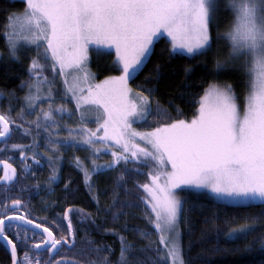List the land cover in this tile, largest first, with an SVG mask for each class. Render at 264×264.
Here are the masks:
<instances>
[{"label":"snow or ice","instance_id":"6c2138e0","mask_svg":"<svg viewBox=\"0 0 264 264\" xmlns=\"http://www.w3.org/2000/svg\"><path fill=\"white\" fill-rule=\"evenodd\" d=\"M226 6L234 14L231 27L224 34L231 43L226 58L212 51L213 28L217 27L216 13L220 7L218 0H25L22 13H9L6 17L10 30L5 34L9 56L19 59L18 41L21 39L35 46L36 55L28 66L32 78L27 85L29 93L18 113L24 123L16 124L15 120L0 113L2 142L13 135L12 124L25 137L30 136L33 129L37 135L41 130L45 132L44 146L56 153L47 157L50 166L53 160L62 158L60 149L63 147L88 148L93 156L101 151L110 153L111 161L103 165H98L96 159L91 160L93 173L114 170L122 163H143L150 168L145 173L150 182L137 187L146 193L142 199L152 214L149 223L154 226L162 247L153 248L150 240L146 245L135 244L117 233L120 250L115 264H186L178 228L181 202L175 192L182 185L207 189L226 200L264 205V0H228ZM165 34L170 43L169 55L182 52L195 59L212 54L214 71L210 74L214 76L220 75L229 63L242 61L241 67L247 75L243 103H238L239 97L231 83H210L191 119L171 118L158 102L153 110L151 97L134 92L129 80L149 57L154 40ZM221 38L217 32L215 39ZM90 49L97 55L114 51V63L120 74L95 82L87 67ZM41 59L45 63H41ZM46 66L52 71L51 80L43 74ZM57 76L64 85L61 99L70 95L73 109L63 104L53 107L56 97L52 89ZM44 85L47 86L46 97L41 95ZM37 101L47 103L48 110L39 107ZM25 109L27 115L35 116L34 120H25ZM154 111L156 127L150 131L133 127L146 122ZM64 116L70 119L75 116V126L61 123ZM89 122L96 128H89ZM25 123L29 127H25ZM62 131L67 135L61 137ZM145 144L147 147L142 146ZM8 147L19 150L25 170L31 171L25 163L26 151L31 153L33 163L39 164L40 144L35 138L32 144ZM73 159L76 167L83 171L85 184L91 191V173L80 157ZM0 163L4 166L0 187L16 183V169L7 160ZM56 172L53 168L50 181L56 179ZM93 199L99 202L97 197ZM11 204L15 210L22 202L16 199ZM122 214L113 212V219H119ZM13 218L0 216V239L5 242L6 249H10L12 264H41L39 255L33 258L26 251L18 258L17 243L8 235V231L19 227L10 223ZM17 219L35 224V220H28L26 216ZM53 224L60 230V225ZM36 227L43 232L40 243L35 244L33 250L50 253L44 264H113L105 255L112 252L111 245L101 246L89 240L85 247H77L70 220L66 225L67 235L59 238L43 224ZM125 228L139 232L145 239L152 235L139 228ZM253 230L245 225L228 235L247 236ZM15 235L20 239L18 231ZM261 245L264 247V239ZM27 247V238H24L22 248ZM64 248L79 258L61 256ZM137 250L141 253L154 251L156 256L142 259Z\"/></svg>","mask_w":264,"mask_h":264},{"label":"trees","instance_id":"16d2710c","mask_svg":"<svg viewBox=\"0 0 264 264\" xmlns=\"http://www.w3.org/2000/svg\"><path fill=\"white\" fill-rule=\"evenodd\" d=\"M24 7L25 3L19 0H0V113L15 120L16 124L24 123L18 113L24 106L27 85L32 79L29 76L28 66L33 54H21L18 60L12 59L8 54L5 29L8 23L6 19L8 14L23 12ZM216 16L217 27L213 28L212 51L213 53L219 52L222 57L226 58L231 43L224 34L233 22V12L224 2H221ZM217 32L222 37L219 40L215 39ZM154 45L150 57L130 81V87L135 92H143L151 97L153 110L158 102L160 107L167 109L171 118L191 119L196 114L200 97L204 95V90L210 83H231L239 97L238 103H243L247 75L241 67L242 63H237V61L229 63L220 75L214 76L210 74L214 71L212 54L197 56L195 59L176 53L169 55L170 43L164 38L157 40ZM114 61V55L106 53L102 60L96 66L94 65L98 81L120 74L118 65ZM22 81L24 82L23 86H21ZM56 95L60 98L61 93ZM24 111L25 120L35 119L34 115H27L26 109ZM66 117L67 119H61V123L75 126L76 117H72L73 119ZM24 126L29 127V124L25 123ZM141 126L143 131H149L152 127L157 126L155 111L153 116L149 117ZM13 132L15 133L13 134L14 140L10 138L6 142L0 141V161L7 160L8 164L16 169L15 180L18 177V180L24 179L20 181L22 185L18 191L19 196L11 191L10 187L13 184L11 186L3 185L8 189L0 190L3 203L11 206L12 200H20L22 205L19 207L24 212L21 213V216H26L28 220L34 218L39 221V224L52 226L54 231L58 229L53 222L60 225L63 222L67 224L70 220L78 238L77 247H82L79 239L81 231L83 235V231L86 230L97 245H111L112 252L105 253V255L113 264H115L120 250L117 233L124 235L135 244L146 245L150 240L153 242V248L160 247L157 233L147 217L142 199V189L137 187L142 181L146 182L147 180L145 173L148 172V167L143 163L121 164L114 170L107 169L97 172L93 175L90 191L82 177L77 175L81 169L76 167L73 159L78 156L81 161L84 160L85 155L80 154L81 150L77 148L76 152H73L74 149H72L71 154V149L61 147L60 155L65 160H53L50 166L47 157L55 156L56 153L49 152L48 148L44 146L46 134L43 130L37 135L36 130L33 129L32 134L25 137L13 125ZM66 135V132H61V137ZM16 136H19L18 140L15 139ZM33 138L40 144L37 150L40 153L37 157L39 164L32 163L31 153L26 151L27 162L25 163L32 166L31 171H27L24 163L16 161L19 150H12L8 146L11 144L29 145L32 144ZM10 155H16V157L9 160ZM90 158L89 164L93 159L92 154ZM83 162L86 167L89 166L87 160ZM3 168V164L0 163V170ZM53 168L57 170L56 174L69 173L66 175V179H68L64 180V184L59 179L50 181ZM125 168L128 170L125 171ZM89 169L92 170V164ZM137 169L139 171H136ZM121 173H123L122 179L120 178ZM37 184H39V188H37ZM5 196L9 198L5 199ZM94 196L98 198V203L93 199ZM81 204H84L86 208L85 215L90 213L92 218L95 217V222L90 218L95 225L81 229L78 224L80 214L77 213ZM126 204L127 206H125ZM110 206L113 207L110 208ZM182 208L181 241L186 264H264V247L261 245V240L264 239V205L238 207L217 202L209 196L196 194L186 196ZM115 211H120L123 214L119 219L114 220L112 213ZM252 217H259V219L254 220ZM14 220L16 223H13V219L10 223L18 224L19 227L8 231V235L17 243L18 258L22 257L25 251L30 255L33 254L35 251L31 247L22 248V241L24 238H27V241L33 240L31 236L34 235L33 238H36L35 236L41 232L26 226L17 218ZM245 225L254 229L247 236L228 235L230 231ZM125 226L128 229L135 227L152 232V235L145 239L139 235V232L126 230ZM105 229H115L116 231L106 232ZM17 231L20 233V239L15 234L11 235ZM70 252L73 258H79L74 257L71 250ZM64 254L65 251L62 250L61 256ZM49 255L50 253L46 251L45 256L40 259L41 264L48 260ZM137 255L142 259L145 256L154 258L156 253L154 251L141 253L137 250ZM36 256L35 252L32 257ZM0 264H12L10 251L2 242L0 243Z\"/></svg>","mask_w":264,"mask_h":264},{"label":"rangeland","instance_id":"374dc122","mask_svg":"<svg viewBox=\"0 0 264 264\" xmlns=\"http://www.w3.org/2000/svg\"><path fill=\"white\" fill-rule=\"evenodd\" d=\"M19 1L25 3V0H19ZM221 2H224V3L227 5L228 0H218L219 5H220ZM20 13H22V12H20ZM17 14H19V13H17ZM233 20H234V14H233ZM230 27H231V26H230ZM230 27H229V28H230ZM5 30H6V33L10 31L9 28H8L7 26H6V29H5ZM6 33H5V34H6ZM25 34H26V33H25ZM5 37H6V36H5ZM161 38H164V39H166V40L169 41V38L166 36V34H165L164 36H162V37H160V38L154 40V42H153V46H152V51H153V48H154V46H155L154 44L156 43V41L159 40V39H161ZM152 51H151V52H152ZM110 53H112V54L114 55V58H115V52H114V51H111ZM21 54H28V55L33 54V56H35V55H36L35 46H34V45H28L23 39L19 40V41H18V56H20ZM104 54H106V53H104ZM104 54L97 55V53H96V51H95L94 49H90V51H89V61H88V65H87V67H88V70L94 75L95 82H100V81L97 80V77H96V71L94 70V65L96 66L97 63H98L100 60H102V57H103ZM150 54H151V53H150ZM176 54H182V55H186V56H188L187 54L182 53V52H177ZM33 56H32V57H33ZM149 57H150V56H149ZM149 57H148V58H149ZM148 58H147V59H148ZM147 59H146V61H147ZM146 61H145V63H146ZM40 62H41V63H45L42 59H41ZM145 63H144V64H145ZM237 63H242V61H237ZM144 64H143V65H144ZM142 67H143V66H142ZM141 69H142V68H141ZM141 69H140V70H141ZM140 70H139V71H140ZM139 71H138V72H139ZM138 72H137V73H138ZM137 73H135L134 76H135ZM43 74L46 75V76H48V77H49V80L52 79V71H51V69L48 68L47 66L44 68V70H43ZM114 76H118V75H114ZM134 76H133V77H134ZM68 79H69V82L72 81V77H71V76H69ZM104 79H105V78H103V80H104ZM130 81H131V79L129 80V85H130ZM57 82H59V83H57ZM58 85H59V86H58ZM81 86H82V85H81ZM59 88H60V89H59ZM58 89H59L60 92H59V91L57 92ZM52 90H53V94H54L55 97H56L55 102L53 103V107H54V108L56 107L57 104H63V105H65V107H66L67 109H73V108H74V102L71 101L70 95H69V96H65L63 99H61V96L64 94V85H63L62 80L59 78V76L56 77V79H55V83H54V85H53V89H52ZM133 91H134V90H133ZM46 92H47V86L44 85V86H42V92H41L42 97H46ZM134 92H135V91H134ZM28 93H29V89H28V87H27V94H28ZM57 93H61L60 98L57 97V95H56ZM27 94H26V95H27ZM37 104L39 105V107H43L44 110H48V104H47V103L40 104V102L37 101ZM39 107L37 108V111H39ZM198 108H199V106H198ZM198 108H197V109H198ZM26 112H27V109H26ZM57 118H58V117H57ZM65 118L67 119L66 116H64L62 119H65ZM60 119H61V118H60ZM71 119H73V118H71ZM75 120H76V119H75ZM72 121H73V120H72ZM142 124H143V123H136V124L133 125V127H134V128H137V129L140 130V131H143V130H142V126H141ZM87 126H88L89 128H92V129H95V128H96V125H95L94 123H91V122H89V123L87 124ZM149 131H150V130H149ZM138 142H139V141H138ZM97 146H98V147H101V148L104 147L103 145H97ZM142 146L147 147L146 144H145V145H142ZM116 150L119 151L120 149L117 148ZM90 151H91V150H90ZM91 154H92V152H91ZM92 158H93V159H96V162H97L98 165H103L105 162H107V161H111V159H112L110 153H109V154H105L104 151H101V152L98 153L96 156H93V154H92ZM122 164H123V163H122ZM139 164H140V163H139ZM92 167H93V166H92ZM105 170H107V169H103V170H101V171H105ZM147 171H150V168H148ZM99 172H100V171H99ZM95 174H96V172H95ZM146 177H147L146 182L142 181L141 184L150 182V177L147 176V175H146ZM175 192H176V196L178 197V199H179L180 202H181V212H180V217H179V220H178V228H179V234H180L179 239H180L181 248H182V241H181V232H182V230H181V220H180V218H181V213H182V210H183V208H182L183 201L185 200V197H186V196H189V195H196V194H202V195L209 196V197L213 198V199H214L215 201H217V202H221V203L226 204V205L238 206V207H240V206H251V205H261L259 202H253L252 204H246V203H242V202L226 200V199H223V198L216 197L215 195H213L212 193H210L207 189L194 188V187H190V186H183V185H182V186H180L179 188H177V189L175 190ZM145 195H146V193H145L144 190L142 189V197L145 196ZM144 207H145V202H144ZM145 210H146V212H147V217L149 218V216H151L152 214H151V212H150V210H149L148 208L145 207ZM152 227L154 228L153 225H152ZM154 230H155V229H154ZM155 232H156V231H155ZM157 241H158V235H157ZM160 247H162V245H160Z\"/></svg>","mask_w":264,"mask_h":264},{"label":"flooded vegetation","instance_id":"af4514ba","mask_svg":"<svg viewBox=\"0 0 264 264\" xmlns=\"http://www.w3.org/2000/svg\"><path fill=\"white\" fill-rule=\"evenodd\" d=\"M29 118V117H28ZM30 119H33V118H30ZM10 127H12V129H13V125L12 124H10ZM13 134H15L14 132H13ZM19 137V136H18ZM18 137L16 136V138L15 139H17L18 140ZM11 140H14V137H13V135H12V137H11ZM10 140V141H11ZM76 149L77 148H75L74 149V151L73 152H76ZM79 150H81V152L82 153H80V154H84L85 155V158H84V160L83 161H85V160H87L88 161V164H89V162H90V157H91V154H90V149H88V148H78ZM78 150V151H79ZM71 154H72V149H71ZM26 156H27V154H26ZM16 157V155H10L9 156V160H11V158L13 159V158H15ZM17 159V160H16ZM15 160L16 161H21L23 158L22 157H20V155L18 156V158H16ZM64 159V157L62 156V158L60 159V161H62ZM65 160V159H64ZM25 162H27V160H25ZM22 163V162H21ZM33 163V162H32ZM84 163V162H83ZM36 165V164H35ZM84 165H85V163H84ZM32 167V166H31ZM30 167V168H31ZM89 167H91V164H89V166L88 167H86L87 169H88V171L91 173V181H90V183H92V178H93V175H95V173H93L92 172V170L91 169H89ZM97 173V172H96ZM3 175V169H1L0 170V176H2ZM66 175H69V173H59V174H56V179H59V181H62V184H64V180H67L66 179ZM77 175L78 176H81L82 177V180H83V182H84V184H85V180H84V173H83V171L81 170L80 171V173H77ZM19 178V177H18ZM18 178L16 179V183H14L13 184V186H11L10 187V189H11V191H13V192H15L18 196L20 195L19 194V189H20V187H21V183H20V181L22 180V179H24V178H21L20 180H18ZM3 183V182H2ZM0 184H1V182H0ZM86 185V184H85ZM0 190H8L7 188H6V186H3V187H0ZM1 198H2V195L0 194V216H2V215H7V216H10V217H14V218H18L19 216H21V213H24L22 210H20V207L18 206L15 210H13V208H12V205L11 206H9V205H6L5 203H3L2 201H1ZM86 210V208L84 207V204L82 205L81 204V207H79V209H78V212L77 213H79L80 214V219H79V223L78 224H80V227H81V229H83V228H86L87 226H91V225H95V224H93L94 222H95V217L94 218H92L91 217V215H90V213H87V215H85L86 213H84V211ZM14 218H13V223H16L15 222V220H14ZM90 218H92L93 220H94V222H92L91 220H90ZM31 220H35V223H36V225H39V221L38 220H36V219H34V218H32ZM12 221V220H11ZM10 221V222H11ZM9 221H6V223H8ZM35 225V224H34ZM35 225V226H36ZM57 225H59V224H57ZM66 225L67 224H65L64 222H63V224L61 223L60 224V226H61V229L60 230H53L54 228L52 227V226H49V225H44L45 227H47V228H51V230H52V232L54 233V234H56L57 235V237L59 238L60 237V235H67V231H66ZM34 229V228H33ZM36 230V229H35ZM90 231V230H89ZM9 233V232H8ZM15 233H13V234H11V235H14ZM32 237V239L33 240H30V241H27V244H28V246L29 247H31V249H33V246L35 245V244H37V243H40V241H41V239H42V237H41V234H39L38 236H35L36 238H33L34 237V235L33 236H31ZM89 240H91V241H95V240H93L92 239V237H91V235L90 234H87V231L86 230H84L83 231V235H82V231H81V238L79 239V241L81 242V248H83V247H85L86 246V244H87V241H89ZM76 241H78V238L76 237ZM2 241H0V243H1ZM44 248V245L43 244H41V249H43ZM64 251H65V254L64 255H62V256H64V257H66V258H69V259H73V257H72V253L70 252V249H68V248H64L63 249ZM42 253H36L37 255H39V257H40V259L42 258V257H44L45 256V252L46 251H41ZM18 253V252H17ZM35 253V252H34ZM34 253L33 254H31V256H33L34 255Z\"/></svg>","mask_w":264,"mask_h":264},{"label":"water","instance_id":"95a60500","mask_svg":"<svg viewBox=\"0 0 264 264\" xmlns=\"http://www.w3.org/2000/svg\"><path fill=\"white\" fill-rule=\"evenodd\" d=\"M0 141H2V138H0ZM26 226H29L30 228H34V229H36V230H38L39 232H43V229H41V228H38V227H36L34 224H27L25 221H22ZM0 241H2V243H4V245H5V242L2 240V239H0ZM9 251H10V249H9Z\"/></svg>","mask_w":264,"mask_h":264}]
</instances>
